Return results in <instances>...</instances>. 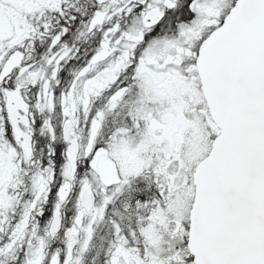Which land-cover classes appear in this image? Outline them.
<instances>
[{"label": "snow or ice", "instance_id": "1", "mask_svg": "<svg viewBox=\"0 0 264 264\" xmlns=\"http://www.w3.org/2000/svg\"><path fill=\"white\" fill-rule=\"evenodd\" d=\"M0 264H264V0H0Z\"/></svg>", "mask_w": 264, "mask_h": 264}]
</instances>
